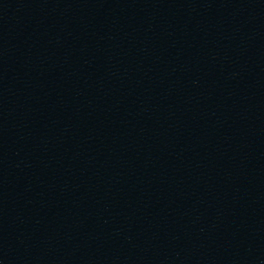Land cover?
Here are the masks:
<instances>
[{
	"label": "water",
	"instance_id": "95a60500",
	"mask_svg": "<svg viewBox=\"0 0 264 264\" xmlns=\"http://www.w3.org/2000/svg\"><path fill=\"white\" fill-rule=\"evenodd\" d=\"M0 264H264V0H0Z\"/></svg>",
	"mask_w": 264,
	"mask_h": 264
}]
</instances>
